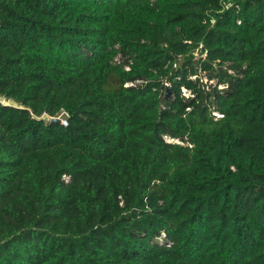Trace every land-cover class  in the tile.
<instances>
[{"label": "trees", "instance_id": "trees-1", "mask_svg": "<svg viewBox=\"0 0 264 264\" xmlns=\"http://www.w3.org/2000/svg\"><path fill=\"white\" fill-rule=\"evenodd\" d=\"M0 264H264V0H0Z\"/></svg>", "mask_w": 264, "mask_h": 264}, {"label": "rangeland", "instance_id": "rangeland-1", "mask_svg": "<svg viewBox=\"0 0 264 264\" xmlns=\"http://www.w3.org/2000/svg\"><path fill=\"white\" fill-rule=\"evenodd\" d=\"M203 80H204V82L207 83V84L210 83V81H209L206 77H204ZM212 84H216V81H213Z\"/></svg>", "mask_w": 264, "mask_h": 264}, {"label": "water", "instance_id": "water-1", "mask_svg": "<svg viewBox=\"0 0 264 264\" xmlns=\"http://www.w3.org/2000/svg\"><path fill=\"white\" fill-rule=\"evenodd\" d=\"M52 122H53V123H56V124L61 123L60 119H53Z\"/></svg>", "mask_w": 264, "mask_h": 264}]
</instances>
